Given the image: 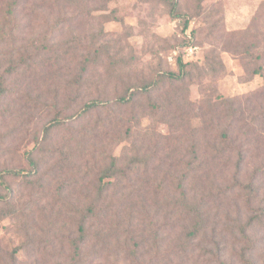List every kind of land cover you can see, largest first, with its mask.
<instances>
[{
    "label": "rangeland",
    "instance_id": "rangeland-1",
    "mask_svg": "<svg viewBox=\"0 0 264 264\" xmlns=\"http://www.w3.org/2000/svg\"><path fill=\"white\" fill-rule=\"evenodd\" d=\"M10 1L0 264H264V0ZM179 57L191 81L142 91Z\"/></svg>",
    "mask_w": 264,
    "mask_h": 264
},
{
    "label": "trees",
    "instance_id": "trees-1",
    "mask_svg": "<svg viewBox=\"0 0 264 264\" xmlns=\"http://www.w3.org/2000/svg\"><path fill=\"white\" fill-rule=\"evenodd\" d=\"M18 3H19V0H11L10 3L8 4L6 14H5V18H4L6 22L9 20L15 19V16H16L17 10H18ZM170 5L172 8V13L176 15L175 12L179 6V0H171ZM185 26L186 27L188 26V21H186ZM177 61L179 64L178 72L168 71L165 73H160L159 77L157 79L155 78L147 86H143L141 88L142 91L149 94V93L154 92V91H159L165 85H174V84L186 83L187 81H191L194 73L191 69H188V67H190V65H188L187 63H184L182 61V58H180V57L178 58ZM206 69H203V71H202V69L198 68V73H199L198 75L200 76V75L207 73L208 71ZM11 72H12V70H11ZM1 80H2V78H1ZM3 81H4V78H3ZM3 81H2V83H3ZM132 95H133V92L130 94L129 97L119 98L118 103H120V106H121V103L130 102V100L134 97ZM175 95L176 94L174 93L173 97H175ZM6 96H7V91L2 89V86L0 84V99H3ZM103 104H104V102L101 100H92L83 106V108L80 110V112H78L79 115H77V117L82 116V115H87L88 113L92 112L93 110L98 109ZM55 121H56L55 123H50L45 127V130L47 132H50L54 126L61 125V123H62V120H55ZM31 162H32V164H34V169L37 170L39 165H37L34 161H31ZM20 173H22V172L16 171V170H6L4 172V174H7V175L8 174L18 175ZM126 173H127V169L120 168V166L117 165V162L112 163L110 168H106L104 171L102 170L100 177H99L101 186H103L101 188V191H103L105 189L104 183H106V182H103L104 179H110L112 177H115L116 175H121V176L123 175L122 177H125L124 175ZM4 174L0 175L1 183H4V178H5ZM127 178H128V175H127ZM171 201H172V203H170V204L173 207V209L176 207H178V208H181V207L191 208L190 204L185 199L184 200H171L170 199V202ZM192 206H194V205H192ZM197 209L198 208L196 206H194V207H192V210H191L193 212H196V217L191 218L193 220L194 230L189 233L193 239H195L197 236H199L200 231H202V229L204 227L203 226L204 225L203 216L200 215L199 213H197L198 212Z\"/></svg>",
    "mask_w": 264,
    "mask_h": 264
}]
</instances>
